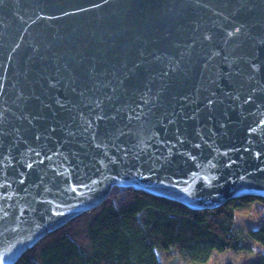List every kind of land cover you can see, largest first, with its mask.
Returning a JSON list of instances; mask_svg holds the SVG:
<instances>
[{
    "label": "water",
    "instance_id": "water-1",
    "mask_svg": "<svg viewBox=\"0 0 264 264\" xmlns=\"http://www.w3.org/2000/svg\"><path fill=\"white\" fill-rule=\"evenodd\" d=\"M113 188L264 198V0H0V264Z\"/></svg>",
    "mask_w": 264,
    "mask_h": 264
},
{
    "label": "trees",
    "instance_id": "trees-1",
    "mask_svg": "<svg viewBox=\"0 0 264 264\" xmlns=\"http://www.w3.org/2000/svg\"><path fill=\"white\" fill-rule=\"evenodd\" d=\"M264 198L244 195L213 209L195 210L182 203L135 190L113 188L97 206L50 231L13 264H161L176 250L191 263H204L213 250L242 248L235 211ZM246 236L264 247V220ZM251 264H264V255Z\"/></svg>",
    "mask_w": 264,
    "mask_h": 264
},
{
    "label": "rangeland",
    "instance_id": "rangeland-1",
    "mask_svg": "<svg viewBox=\"0 0 264 264\" xmlns=\"http://www.w3.org/2000/svg\"><path fill=\"white\" fill-rule=\"evenodd\" d=\"M235 212L234 226L242 237V248L222 252L213 250L206 262L196 264H251L264 255V247L251 241L245 234L246 229L258 227L264 220V207L262 204L252 201L238 208ZM160 261L161 264H194L188 262L176 250L161 254Z\"/></svg>",
    "mask_w": 264,
    "mask_h": 264
}]
</instances>
